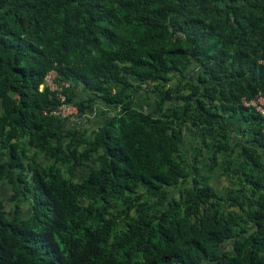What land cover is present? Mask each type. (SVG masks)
<instances>
[{
    "label": "trees",
    "instance_id": "obj_1",
    "mask_svg": "<svg viewBox=\"0 0 264 264\" xmlns=\"http://www.w3.org/2000/svg\"><path fill=\"white\" fill-rule=\"evenodd\" d=\"M257 93L264 0H0V264H264Z\"/></svg>",
    "mask_w": 264,
    "mask_h": 264
},
{
    "label": "built area",
    "instance_id": "obj_2",
    "mask_svg": "<svg viewBox=\"0 0 264 264\" xmlns=\"http://www.w3.org/2000/svg\"><path fill=\"white\" fill-rule=\"evenodd\" d=\"M53 79L54 72L51 71L45 76L43 84L39 86L40 90L46 87L50 91H56L60 101L62 102V104L55 111H52L50 115L59 118L68 117L70 120H73L76 115V110L73 106L64 104V96L62 95L61 90L57 88L56 84L53 82ZM63 87L66 88L67 84H63ZM240 102L243 107L253 111L261 119V128L264 132V96L257 93L252 99L245 100L242 98Z\"/></svg>",
    "mask_w": 264,
    "mask_h": 264
},
{
    "label": "rangeland",
    "instance_id": "obj_3",
    "mask_svg": "<svg viewBox=\"0 0 264 264\" xmlns=\"http://www.w3.org/2000/svg\"><path fill=\"white\" fill-rule=\"evenodd\" d=\"M39 90H40V87H39ZM137 100L138 101H137L136 106H138V107L140 106L141 109H144V110H152V108H153L152 106H153V103H154V96H152V95L147 96L144 93H141L140 97L137 98ZM97 109H98V112H101V106L100 105L97 107ZM93 120L95 121L94 124H98V123L101 122V117L98 116L97 118H93ZM92 122L93 121H91V122H87L86 121L85 123H83V125L81 126V128H84V127H87V126L92 125ZM71 125H73V124H71ZM234 135H235V132H234ZM237 138H238V136H237ZM188 141H189L188 140V137L185 136L184 137V143H183L184 148H187V142ZM184 148H183V150H184ZM184 151H187V149L184 150ZM187 159H189V158H187ZM202 162H203V159L200 158L199 161H198V163L201 165ZM199 172L203 174V167H200ZM85 175H86V170H84V169L83 170H80V171H78V174L76 176V179L77 180H80L83 177H85ZM214 176L215 177H213V180L211 181V183H213L215 186L217 185V188L218 189H220L223 185L227 184L226 183V179H225L224 176H220V175H214ZM8 195H9V193H8V190H7V186L1 184L0 185V200L7 198Z\"/></svg>",
    "mask_w": 264,
    "mask_h": 264
}]
</instances>
